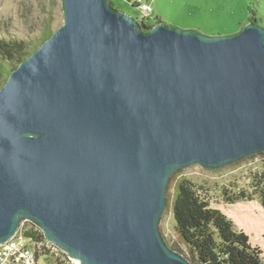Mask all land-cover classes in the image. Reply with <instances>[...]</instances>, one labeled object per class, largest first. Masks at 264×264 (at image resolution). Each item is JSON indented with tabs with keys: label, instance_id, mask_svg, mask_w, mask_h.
Masks as SVG:
<instances>
[{
	"label": "water",
	"instance_id": "water-1",
	"mask_svg": "<svg viewBox=\"0 0 264 264\" xmlns=\"http://www.w3.org/2000/svg\"><path fill=\"white\" fill-rule=\"evenodd\" d=\"M61 3L0 88V244L26 220L80 264H190L158 232L167 183L264 153V29L144 32L108 0Z\"/></svg>",
	"mask_w": 264,
	"mask_h": 264
},
{
	"label": "rangeland",
	"instance_id": "rangeland-1",
	"mask_svg": "<svg viewBox=\"0 0 264 264\" xmlns=\"http://www.w3.org/2000/svg\"><path fill=\"white\" fill-rule=\"evenodd\" d=\"M116 9L136 20L139 10L128 0H108ZM145 1V0H143ZM150 5V24L143 23L149 31L150 25H165L180 31H192L202 37H226L239 33L247 24L254 23L264 29V0H147ZM251 10V12H249ZM254 17L253 22H248ZM64 14L61 0H0V40H34L44 26L50 24L55 32L62 24ZM264 170V153L254 154L218 169H207L199 165L172 173L166 188V206L159 218L158 232L167 247L180 244L174 230L171 205L175 183L181 179L190 181L200 189L211 207L226 215L237 230L243 231L252 247L262 251L264 263V211L259 203L238 202L228 205L222 191L229 195L238 192L251 193L254 176ZM26 220L19 224L27 227ZM49 263L52 264L51 258Z\"/></svg>",
	"mask_w": 264,
	"mask_h": 264
},
{
	"label": "trees",
	"instance_id": "trees-1",
	"mask_svg": "<svg viewBox=\"0 0 264 264\" xmlns=\"http://www.w3.org/2000/svg\"><path fill=\"white\" fill-rule=\"evenodd\" d=\"M108 3L117 10L112 2ZM254 20V17H250L248 22ZM135 22L144 32L147 31L141 22ZM52 34L50 24H46L34 40H0V88L17 65L34 53ZM251 189L250 194L241 191L232 196L223 190L222 197L228 205L256 200L264 211V170L254 176ZM171 206L174 230L184 250L175 245L168 248L182 255L190 264H264L262 251L252 247L248 236L237 230L226 215L211 207L200 189L190 181L181 179L175 183ZM25 223L27 227H19L25 237L39 243L35 248L38 256L51 258L52 264H71L68 256L60 249L52 251L46 247V238L36 224L31 221Z\"/></svg>",
	"mask_w": 264,
	"mask_h": 264
},
{
	"label": "built area",
	"instance_id": "built-area-1",
	"mask_svg": "<svg viewBox=\"0 0 264 264\" xmlns=\"http://www.w3.org/2000/svg\"><path fill=\"white\" fill-rule=\"evenodd\" d=\"M139 10L140 16L137 21L150 24L151 8L147 0H130ZM39 243L23 235L20 227L17 232L7 241L0 244V264H44L49 263V259L38 256L35 248ZM46 247L52 251L59 248L46 239ZM71 264H80L77 260L69 258Z\"/></svg>",
	"mask_w": 264,
	"mask_h": 264
},
{
	"label": "crops",
	"instance_id": "crops-1",
	"mask_svg": "<svg viewBox=\"0 0 264 264\" xmlns=\"http://www.w3.org/2000/svg\"><path fill=\"white\" fill-rule=\"evenodd\" d=\"M262 209V208H261ZM263 210V209H262Z\"/></svg>",
	"mask_w": 264,
	"mask_h": 264
}]
</instances>
